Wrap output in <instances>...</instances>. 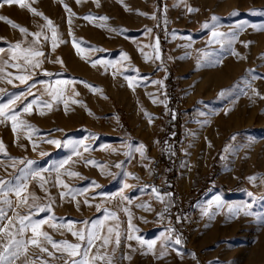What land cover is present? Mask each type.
<instances>
[{
  "label": "rangeland",
  "instance_id": "obj_1",
  "mask_svg": "<svg viewBox=\"0 0 264 264\" xmlns=\"http://www.w3.org/2000/svg\"><path fill=\"white\" fill-rule=\"evenodd\" d=\"M189 6L197 10L189 12ZM0 16L13 22L0 20V103L24 93L12 109L19 112L15 131L12 121L0 116V141L5 146L0 179L6 185L0 188L5 213L0 228L6 229L0 232V249L10 232L31 237L30 229L18 231V217L31 213L33 219L46 221L41 229L54 241L81 242L59 227L69 220L73 230H87L92 220H103L101 235L113 226L121 234L120 243L115 245L113 233V245L102 253L113 257L114 264H264V0H24L23 5L0 4ZM238 24L244 27L234 37H212L213 28L228 33ZM33 34H39L38 39ZM17 43L20 47L13 53L11 47ZM29 48L43 53L40 68L13 67L37 59L28 54ZM19 75L31 79L21 83ZM129 75L139 78L132 88ZM176 96L185 98L198 115L182 128L177 143L167 131L172 118L159 115ZM37 97L41 102L33 103L30 112L21 111ZM165 98L166 105L160 103ZM79 141L83 143L74 150L73 143ZM140 143L146 146L144 157L136 151ZM166 150L172 152L182 185L193 184L198 189L194 197L201 192L193 205L199 213L198 227L179 245L171 228L160 224L162 217H172L179 209L172 195L171 165H164L160 182L155 177L145 186L141 178ZM27 160L34 161L31 167L39 169L47 183L41 188L39 176H28L27 203L18 204L15 193L7 189L24 181L21 170L30 167ZM121 161L122 168L117 167ZM93 182L96 187H91ZM152 186L169 194L175 205L166 207L158 200L161 211L151 206ZM61 192L66 194L61 197ZM121 192L129 200H123ZM33 203L43 210L30 207ZM229 204H247L250 214H230ZM105 208L116 218H105ZM136 236L154 241L153 249ZM98 251L88 248L90 256Z\"/></svg>",
  "mask_w": 264,
  "mask_h": 264
},
{
  "label": "snow or ice",
  "instance_id": "obj_2",
  "mask_svg": "<svg viewBox=\"0 0 264 264\" xmlns=\"http://www.w3.org/2000/svg\"><path fill=\"white\" fill-rule=\"evenodd\" d=\"M13 3H19L21 5L24 4V0H0V4H13ZM30 7V6H29ZM68 6L65 5V8H67ZM30 10L32 12H36L37 10L35 8H31ZM197 9H194L192 7H188V11L189 12H193L196 11ZM155 17V13L152 14ZM86 19H91V16H86ZM45 19H48L47 17H45ZM101 20H106L107 17H100ZM213 20L216 19L215 16L212 17ZM0 20H6L8 21V23L12 24L13 22L11 20L8 19V17L5 16H0ZM48 24L49 26H51L52 22L49 19L48 20ZM205 26H207V24H205ZM17 27H19L17 25ZM244 27L243 24H238L236 25V29L234 30H230L228 33H220L217 32L215 30V28H213L212 31V37L216 38V37H223L225 35H229L234 37L236 35V31H239L240 29H242ZM22 32H26L27 29L21 28ZM150 31V30H149ZM37 37L39 34H33ZM52 39H53V44L52 47L55 48L56 47V39H57V32L55 30L52 31ZM158 41V38H157ZM20 47V44L17 43L15 45H13L11 47V51L13 53L16 52V50ZM74 47H76L77 49L80 48V44L76 43L74 41ZM3 48H0V52H3ZM26 51L28 52V54L32 57H36L37 59L35 60H29L26 64L21 65L20 63H14L12 66L17 68V69H21V70H28L29 66L31 69H38L40 68V64L41 61L38 59L39 57H41L43 55V53L39 50H35L32 48L26 49ZM156 52V59L160 58L159 55V47H158V43H157V47L155 49ZM125 58L126 54H125ZM146 59H149V57H147V55L145 56ZM13 60L16 59V56L13 55L12 57ZM7 63V62H5ZM93 64L98 63V61H92ZM111 63V62H109ZM0 71H3V68H0ZM52 75V74H49ZM18 79L20 80L21 83H24L25 81L31 79L30 76L28 75H19ZM127 81H128V86L130 88L134 87V83L139 82V78H134L133 76L129 75L126 77ZM9 83H11V81H9ZM39 83L44 84L45 81L41 80L39 81ZM57 83H62V81H57ZM153 83H162V81H153ZM88 87L92 88L93 91H95V87L92 85H88ZM2 91V90H0ZM224 94V90H221V95ZM24 95V93H19L16 96H13L11 99H9L7 101V103H0V116H5L8 119H10L12 121V128L13 131L16 130L17 127V120H18V116H19V112H14L12 109H14L15 107V101L17 99H19V97H22ZM56 97L53 96V99H55ZM157 99V97H153V101L155 102ZM40 98L37 97L35 100H33L31 103H27L25 104V106L21 109V111L23 112H30L32 110V104L33 103H40ZM160 103L163 104H167V99L165 98V100H161ZM147 114V113H146ZM174 115V113H173ZM151 122V120L149 121ZM21 123H24L23 121H21ZM26 127H31L30 125H26ZM51 143H55L57 144V146L60 145L59 141L56 140H52L50 141ZM82 141L79 142H74L73 143V149L75 150L77 148L78 144H82ZM33 144H35V142H33ZM145 148L146 146L143 145L142 143H140L137 148L136 151L139 152L141 157L145 156ZM115 151V149H113ZM5 151V146L3 144L2 141H0V152H4ZM41 155H45V153H41ZM127 155L131 156V152H128ZM14 160L17 158H13ZM68 161H61L60 165L62 166L63 164L67 163ZM87 163H97L93 160H88ZM123 161L118 162L117 163V167L122 168L123 166ZM26 164L29 165L30 167L21 171H24L26 173L24 181L22 183L13 185L12 187L8 188V191H12L15 193V196L17 197V203L18 204H22V203H27V193H26V188H27V177L28 176H32V177H40L41 180V188H44L45 184L47 183V181L44 180V177L40 175V170L39 169H34L31 166L34 165V161L32 160H27ZM15 166V165H13ZM97 166H100L99 164H97ZM145 167H147V165H145ZM72 175H78V173H72ZM125 175H133L132 173H125ZM250 179L254 180L255 177H250ZM57 183L58 184H63V181L59 179V177H57ZM97 185H95V182H93V184L91 185V187H96ZM6 187L5 185V181L3 179H0V188H4ZM65 188H68V193L69 195H72L73 190L71 188H69L68 185H64ZM125 188L130 187V185L125 184L124 185ZM83 191H88L87 188L83 189ZM151 191L153 193L156 194V197L158 199H160L161 201L164 200V196H167L169 194L165 193V194H161L155 186H152ZM22 193H24V195H22ZM66 193L61 192V197H63ZM112 196L118 195L116 193L111 194ZM119 195L122 196L123 200H129V197L127 196H123L122 192L119 193ZM249 196L252 195V193L248 194ZM74 198V196H73ZM3 197H0V200H3ZM37 198L35 197V195L33 194V200L35 201ZM215 200L217 202L216 207H220L221 206V197L217 196L215 197ZM7 203L10 205L11 201L8 200ZM85 203H89L88 201H85ZM211 206V202H209V207ZM30 207H35L37 211H42L43 209L38 205L33 203L32 205H30ZM46 207L49 208V210H51V205H47ZM248 205L247 204H237V205H232L229 204L228 205V210L230 214H240L241 211H244L245 214H250V212L247 211L248 209ZM97 209H100V205H97ZM125 211H127V209L125 208ZM104 213H105V218H116V213L110 211L109 209L105 208L104 209ZM205 213H208V209H205ZM4 208L3 206H0V219L4 218ZM8 219H11V217H9ZM19 233L22 234L24 233L26 230L30 229L31 230V237L28 239H22V238H18V234L17 233H8L9 239L7 241L6 244L3 245L2 249H0V264H12V260L16 259L18 257V255L20 254V252L22 250H26V246L27 245H34V246H38L41 247V251L42 252H48V248L47 247H42V245L44 243L50 244L52 245L53 248L55 249H59L61 251L64 252H68L70 255L72 256H80L83 255L84 257L88 256V248L91 247L93 244H95L97 241H99V245L98 248H103L106 247L107 245H109L110 243H112V234L115 233V245H119L120 243V232L118 230H116L113 226L109 225L107 227V234L105 235H101L100 234V229L103 228V220H92L91 221V228L90 229H79V230H73V221L69 220L66 224L64 223H60L59 227L60 228H67L68 231L72 232V234L74 236H76L78 238L79 241L81 242H86L87 247L84 248L83 252H80L81 249V243H71L67 240H58V241H54L52 236L46 232V231H42L41 229V225L45 224L46 221L44 219H33L32 218V214L29 213L26 216H19ZM53 219H55L53 217ZM179 219V217H178ZM53 227H57L56 224L52 225ZM132 224L129 223L128 228H129V235H128V239L131 240L133 239V236L131 235V229H132ZM5 228H0V232H5ZM174 230L173 229H169V233H172ZM169 238H171V236H169ZM136 240H138L142 245L143 244H147L148 249H153L154 246V241H144V239L140 236H136L135 237ZM181 243V237L179 235H176L175 237V244L179 245ZM23 246V247H22ZM129 247H131V245H129ZM115 249H113L114 251ZM49 255H51V253H49ZM163 255V253H162ZM95 259H104V256H102L99 251L97 252L96 257H91V258H87V259H80V260H73L71 261V264H93V261ZM107 264H111V260L107 261Z\"/></svg>",
  "mask_w": 264,
  "mask_h": 264
},
{
  "label": "built area",
  "instance_id": "obj_3",
  "mask_svg": "<svg viewBox=\"0 0 264 264\" xmlns=\"http://www.w3.org/2000/svg\"><path fill=\"white\" fill-rule=\"evenodd\" d=\"M159 115L172 116L176 124L178 138L181 137L182 128L189 121H194L198 117L197 109L191 105H188L185 98L181 96L174 97L169 108L162 109ZM162 154L163 153L158 154L153 163V168L151 171L141 174V178L144 181L145 186L152 183L155 177H157L159 182L160 179L163 178L164 164L162 162ZM219 167L221 168L222 164H219ZM218 180L219 179L215 176V181ZM171 184L173 187L172 195L176 203L179 205V209H175L172 217H162L160 219V224L173 229L174 231L172 232V236L174 238L176 235H179L181 239L190 240L198 227L199 213L195 208L189 207V203L194 198V195L197 193L198 189H196L193 184L185 188L182 185L178 174L175 172L171 174ZM149 204L159 211L162 210V207L158 203V198L153 192H150L149 194Z\"/></svg>",
  "mask_w": 264,
  "mask_h": 264
},
{
  "label": "crops",
  "instance_id": "obj_4",
  "mask_svg": "<svg viewBox=\"0 0 264 264\" xmlns=\"http://www.w3.org/2000/svg\"><path fill=\"white\" fill-rule=\"evenodd\" d=\"M166 152H168V150H166ZM163 194H165V193H163ZM158 200L161 201L160 199H158ZM161 203H163V204L165 203L164 205L166 207H171V206L175 205L174 202H171L169 200L168 196H164V200L161 201ZM55 241H57V240H55ZM72 243H81V249H84V247H87V245L84 244V242H72ZM99 243L100 242L97 241L95 244H93L91 247H89V249L93 248L96 250H100L99 253L102 256H104V259H95L93 261V264H107L108 260H111V264H114V258L113 257L112 258L111 257H105L104 253H102L103 249L107 251L111 248V245H113V244L110 243L106 247L98 248ZM83 245H86V246H83ZM42 247H47L48 252H42L41 247L34 246V245H27L26 250H22L20 252V254L18 255V257L16 259L12 260V264H71V261H73V260L87 259V258H91V257H96L94 255H97L96 253H94V255H91V256L88 254L87 257H84L83 255L71 257V255L68 252H64V251H61L59 249H55L50 244L44 243L42 245ZM49 253H51V255H49Z\"/></svg>",
  "mask_w": 264,
  "mask_h": 264
},
{
  "label": "trees",
  "instance_id": "obj_5",
  "mask_svg": "<svg viewBox=\"0 0 264 264\" xmlns=\"http://www.w3.org/2000/svg\"><path fill=\"white\" fill-rule=\"evenodd\" d=\"M172 118V116H170ZM168 133H169V138H173L176 143L178 142V133H177V128H176V124H175V121L174 119L172 118L171 120V123L168 127ZM172 152L171 151H168L167 153H163L162 154V162L165 166H167L168 164L171 165V169H170V172H174L175 171V167H174V164H173V160L174 158L172 157ZM171 161V162H170ZM222 189L226 192L229 191V189L227 188V186H222ZM201 192L198 194V196L194 197L190 203H189V207H193V205L195 204V202L197 200H199V198L201 197L200 196Z\"/></svg>",
  "mask_w": 264,
  "mask_h": 264
},
{
  "label": "bare ground",
  "instance_id": "obj_6",
  "mask_svg": "<svg viewBox=\"0 0 264 264\" xmlns=\"http://www.w3.org/2000/svg\"><path fill=\"white\" fill-rule=\"evenodd\" d=\"M216 78V77H215ZM214 81H216L215 79H214Z\"/></svg>",
  "mask_w": 264,
  "mask_h": 264
}]
</instances>
